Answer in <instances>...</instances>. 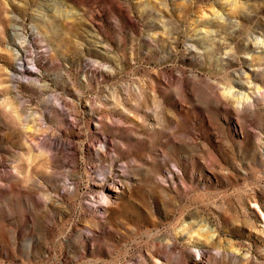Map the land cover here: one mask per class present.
<instances>
[{
  "label": "rangeland",
  "instance_id": "obj_1",
  "mask_svg": "<svg viewBox=\"0 0 264 264\" xmlns=\"http://www.w3.org/2000/svg\"><path fill=\"white\" fill-rule=\"evenodd\" d=\"M0 264H264V0H0Z\"/></svg>",
  "mask_w": 264,
  "mask_h": 264
}]
</instances>
